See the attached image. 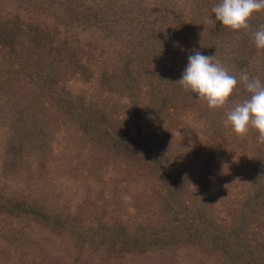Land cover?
Masks as SVG:
<instances>
[{
  "label": "rangeland",
  "instance_id": "374dc122",
  "mask_svg": "<svg viewBox=\"0 0 264 264\" xmlns=\"http://www.w3.org/2000/svg\"><path fill=\"white\" fill-rule=\"evenodd\" d=\"M65 1L64 11L58 9L65 16L49 22L53 26L46 7L55 2L0 0V264H219L204 247L163 241L155 168L145 157L123 164L108 137L123 131L131 139L149 136L159 160L171 161L179 176L189 178L183 197L199 206L203 224L212 217L220 227L252 187L263 188L264 143L255 130L241 139L226 127L227 109H209L176 88L169 78L176 72L167 71L165 56L157 60L167 74L157 94L167 95L150 125L145 117L154 89L147 81L155 82L162 71L152 67L148 74L160 73L142 79L139 92L119 76L108 77L109 43L78 31L77 16H71L77 23L66 22L77 0ZM261 24L264 12L253 17L248 31L229 30L219 53L208 46V56L238 81L247 72L264 84V51L253 36ZM199 31L192 45L208 32ZM75 39L87 47H76ZM247 96L238 83L233 100ZM17 124L29 132L18 133ZM260 205L246 234L264 241ZM151 227L160 233L149 245L131 241L134 230ZM213 231L219 233L218 227Z\"/></svg>",
  "mask_w": 264,
  "mask_h": 264
},
{
  "label": "trees",
  "instance_id": "16d2710c",
  "mask_svg": "<svg viewBox=\"0 0 264 264\" xmlns=\"http://www.w3.org/2000/svg\"><path fill=\"white\" fill-rule=\"evenodd\" d=\"M50 1L56 4L55 7H46L51 10L47 23L59 17L63 18L65 14L58 9L63 8L64 11L67 6L65 0ZM79 2L80 8L77 7V0L73 10H70L74 14L68 12L66 22L77 23L76 19L71 17L77 16L81 22L78 31L89 36L96 33L100 42L104 45L109 43L108 47L111 48L109 53H112V56L108 62L110 68L108 77L119 76L128 88L131 87L139 92L144 86L142 79L150 78L151 76L148 75L157 76L162 71L161 77L155 82L147 81V84L154 89L151 91L148 104L149 117H145L146 120L150 118V125L156 123L167 95L166 92L163 93V97L157 94L159 81L167 75L161 61L157 62L158 57H167V71L176 72L169 77L176 88L179 87L185 94L196 98V94L185 91L182 85L177 83L187 67L188 57L196 51L208 56V46H212L219 53L222 50L221 41L229 32L215 20V14L212 12V8L221 0H80ZM204 27L208 32L204 35L202 43L192 45L191 37L202 34L199 29ZM134 39L137 41L132 45ZM74 41L78 44L75 45L76 47L79 45L83 48L87 47L83 46L84 42L80 44L76 39ZM76 47H73L75 51ZM95 50L101 56L106 52L104 49ZM83 53L90 55L87 48L83 49ZM219 58L218 55L217 60ZM152 67H154L152 72L156 69L160 72L148 74ZM132 97L134 99L136 95L133 94ZM203 104L206 105V102L203 101ZM23 126L24 124L21 126L17 124L16 131L28 133V127L23 129ZM33 128L32 124L31 129ZM100 130L99 132L105 137V133H102L104 129ZM147 130L146 123L145 132ZM111 134L113 137H108L110 147L115 148L114 153L120 154L117 157L121 158L123 164L130 166L145 157L155 168L153 171L161 183V194L155 204L158 211L160 209L161 224L165 228L163 241L200 249L204 247L202 250L207 255H212L213 261L217 260L219 264H264V241L246 234L249 223L261 213L260 204L264 202V186L252 187L250 193L240 202L238 211L232 214L231 219L222 227L216 225L212 217L210 222L203 224L201 216L197 213L199 206L195 203L190 204V200L186 199L188 197H183V190L188 185L189 178L179 176L171 161L165 160L163 163L159 160L158 150L152 147L154 143L149 141V136H146V140L131 139L125 135V131L120 135ZM217 227L219 233L213 231ZM158 230L159 227L134 230L131 241L138 244L147 242L144 245H149V239L155 238L157 233H160L157 232Z\"/></svg>",
  "mask_w": 264,
  "mask_h": 264
},
{
  "label": "clouds",
  "instance_id": "9594fccd",
  "mask_svg": "<svg viewBox=\"0 0 264 264\" xmlns=\"http://www.w3.org/2000/svg\"><path fill=\"white\" fill-rule=\"evenodd\" d=\"M212 12L224 28L234 33L246 32L251 28L253 17L264 12V0H221ZM253 36L257 50L264 51V24L258 26ZM177 83L206 102L209 109H227L224 124L239 138L255 130L258 142L264 143V84L259 77L241 72L238 81L236 75L215 60V56L196 51L188 57L187 67ZM238 83L243 85L248 96L236 102L233 97ZM230 104L234 106L229 107Z\"/></svg>",
  "mask_w": 264,
  "mask_h": 264
}]
</instances>
